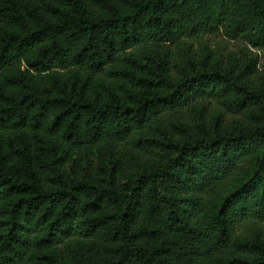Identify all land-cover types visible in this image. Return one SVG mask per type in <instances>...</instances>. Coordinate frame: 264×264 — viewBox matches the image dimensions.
<instances>
[{
    "label": "trees",
    "instance_id": "16d2710c",
    "mask_svg": "<svg viewBox=\"0 0 264 264\" xmlns=\"http://www.w3.org/2000/svg\"><path fill=\"white\" fill-rule=\"evenodd\" d=\"M0 264H264V0H0Z\"/></svg>",
    "mask_w": 264,
    "mask_h": 264
},
{
    "label": "rangeland",
    "instance_id": "374dc122",
    "mask_svg": "<svg viewBox=\"0 0 264 264\" xmlns=\"http://www.w3.org/2000/svg\"><path fill=\"white\" fill-rule=\"evenodd\" d=\"M205 37L208 38V45L213 48H219L224 51L229 49H234L238 47L239 41L237 40H225L218 30L211 31L209 33L204 34ZM261 67V65H259Z\"/></svg>",
    "mask_w": 264,
    "mask_h": 264
}]
</instances>
